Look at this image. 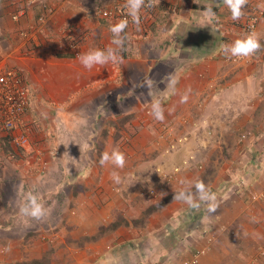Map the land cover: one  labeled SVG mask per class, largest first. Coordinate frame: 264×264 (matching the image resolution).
<instances>
[{
    "label": "crops",
    "instance_id": "1",
    "mask_svg": "<svg viewBox=\"0 0 264 264\" xmlns=\"http://www.w3.org/2000/svg\"><path fill=\"white\" fill-rule=\"evenodd\" d=\"M133 1L0 0V63L30 97L29 144L0 133V264H181L198 248V264H264V16L243 29L264 0H153L130 25L97 12ZM216 148L239 152L219 173L188 160ZM207 164L212 193L156 207Z\"/></svg>",
    "mask_w": 264,
    "mask_h": 264
},
{
    "label": "built area",
    "instance_id": "2",
    "mask_svg": "<svg viewBox=\"0 0 264 264\" xmlns=\"http://www.w3.org/2000/svg\"><path fill=\"white\" fill-rule=\"evenodd\" d=\"M154 1L153 0H134L130 4L122 5L115 4L109 8L97 10L100 17L104 19H112L122 24H135L145 21L146 17L152 13ZM46 14V13H45ZM38 16V25L33 31H37L46 21V15ZM264 16V4L253 5L247 15L246 21L243 23V29L249 39L253 37L257 29L259 20ZM19 36L27 38L32 35L28 31H20ZM67 51L71 55H77L80 52V40L68 38L66 43ZM244 54H238L232 59H242ZM118 65H115L117 69ZM117 71V70H116ZM30 106V97L27 84L23 79L21 73L14 67L3 66L0 63V133L11 134L10 140L15 149L24 148L29 144V138L26 134V124L24 117ZM145 116L153 115L152 109H145ZM22 128L20 133L14 134L15 129ZM173 131L169 126L161 125L159 138L169 139L173 136ZM172 139V138H171ZM182 137H174L169 144L172 149L177 143L182 141ZM10 158L14 157V153L10 152ZM191 154L189 159H193ZM200 168V165H199ZM210 240V238H208ZM205 248H198L192 252L190 257H183L181 264H198L199 256L205 254Z\"/></svg>",
    "mask_w": 264,
    "mask_h": 264
},
{
    "label": "rangeland",
    "instance_id": "3",
    "mask_svg": "<svg viewBox=\"0 0 264 264\" xmlns=\"http://www.w3.org/2000/svg\"><path fill=\"white\" fill-rule=\"evenodd\" d=\"M252 39V38H251ZM163 125H165V126H169L168 124H166V123H162V126ZM170 127V126H169ZM171 128V127H170ZM158 131H159V129H158ZM160 133V132H159ZM174 133V132H173ZM212 136H213V134H211L210 135V138H212ZM157 137H159L158 136V134H157ZM175 137V134H174V136H172L171 138L173 139ZM178 137V136H177ZM171 138H169V139H167L166 141H169V144L172 142L171 140ZM161 140V139H160ZM179 143H177L176 145H175V147H174V149L177 147V145H178ZM210 145H208V147H209ZM180 147V146H179ZM194 149H190L189 150V152L187 153V154H189V153H192L193 155H194V157H195V159L194 160H196V161H199L200 159H201V157L203 158H206V161L207 162H210V163H219V167H218V170H217V173H219V171L221 170V169H225L226 167H228L229 165H226L227 164V162L229 161V159L230 158H232V159H235V157H237V155L239 154V152L237 153V154H235L234 153V151H232V150H219V149H202V151H200L199 152V150L197 151V150H195V151H193ZM204 150V151H203ZM198 159H197V158ZM190 161V160H189ZM189 163V162H188ZM187 163V164H188ZM200 163H201V161H200ZM200 163H198V165H197V167H198V169H202V164H200ZM199 165H200V168H199ZM188 167H195V165H189ZM207 168H210V169H214V168H216V167H214L212 164H207V167H206V169ZM203 171H204V173H205V169H203ZM212 171V170H211ZM201 173H203V172H201ZM204 175V174H203ZM210 175H214V170L211 172V174ZM198 178H199V176H198ZM198 178L196 179V181H195V185H196V183L199 181L198 180ZM215 178V177H214ZM194 185V186H195ZM193 186V187H194Z\"/></svg>",
    "mask_w": 264,
    "mask_h": 264
},
{
    "label": "trees",
    "instance_id": "4",
    "mask_svg": "<svg viewBox=\"0 0 264 264\" xmlns=\"http://www.w3.org/2000/svg\"><path fill=\"white\" fill-rule=\"evenodd\" d=\"M212 171L210 170V168L205 169L204 175H202L198 179L199 181L196 183L194 187H191L188 190H184L182 193H174L173 197H171V195H166L161 199L159 203L156 204V207L164 206L165 203L171 201L175 196L189 197V196H199L206 193H212L213 188L211 186V183L213 181V177L212 175H210Z\"/></svg>",
    "mask_w": 264,
    "mask_h": 264
}]
</instances>
